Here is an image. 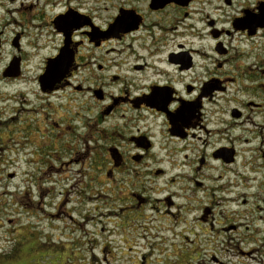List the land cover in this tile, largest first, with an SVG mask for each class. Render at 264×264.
<instances>
[{
    "label": "flooded vegetation",
    "instance_id": "af4514ba",
    "mask_svg": "<svg viewBox=\"0 0 264 264\" xmlns=\"http://www.w3.org/2000/svg\"><path fill=\"white\" fill-rule=\"evenodd\" d=\"M9 1L21 63L52 44L37 95L54 128L30 132L45 174L68 164L53 150L78 153L99 184L122 180V214L182 226L183 262L264 264V0H45L48 23L39 0ZM48 60L63 76L44 88Z\"/></svg>",
    "mask_w": 264,
    "mask_h": 264
},
{
    "label": "rangeland",
    "instance_id": "374dc122",
    "mask_svg": "<svg viewBox=\"0 0 264 264\" xmlns=\"http://www.w3.org/2000/svg\"><path fill=\"white\" fill-rule=\"evenodd\" d=\"M44 1L39 0L38 7L44 9L45 17H38L37 23H48L54 11L55 6H44ZM16 7L17 2L0 0V264H141L143 258L145 264H194L180 260L182 226L151 212L148 206L130 217L122 214L120 209L127 204L117 197V184L122 180L99 184L93 168L82 170L76 161L78 153L53 150L52 156L68 164L54 166L50 176L45 174L47 165L42 158L46 151H35L31 141L40 139L30 132L54 128L49 120L52 110L37 95L38 76L52 44L43 37L39 45L47 48L35 54L25 47L23 63L20 60L22 76L16 80L3 77L13 56L19 55L13 42L14 32L21 28L6 25V19H12L8 9ZM54 101L61 104L65 99ZM43 110L49 113L44 121L40 118ZM53 119L71 124L60 116ZM62 145H68L66 138L57 141V147ZM76 149H83L82 142L74 144ZM39 187L43 192L50 188L51 193L41 197ZM37 239L49 248L36 249ZM106 245L112 247L105 254L107 261L103 259Z\"/></svg>",
    "mask_w": 264,
    "mask_h": 264
},
{
    "label": "water",
    "instance_id": "95a60500",
    "mask_svg": "<svg viewBox=\"0 0 264 264\" xmlns=\"http://www.w3.org/2000/svg\"><path fill=\"white\" fill-rule=\"evenodd\" d=\"M17 40L15 39L14 45L17 46ZM56 60H48L47 67L45 73L40 77V83L44 88H47L49 85L53 87V85L61 80L63 76L57 69L55 65ZM21 74L20 69V58L14 57L12 62H10L9 66L3 72V77H18ZM9 177H14V174L9 175Z\"/></svg>",
    "mask_w": 264,
    "mask_h": 264
},
{
    "label": "trees",
    "instance_id": "16d2710c",
    "mask_svg": "<svg viewBox=\"0 0 264 264\" xmlns=\"http://www.w3.org/2000/svg\"><path fill=\"white\" fill-rule=\"evenodd\" d=\"M35 249V248H34Z\"/></svg>",
    "mask_w": 264,
    "mask_h": 264
}]
</instances>
